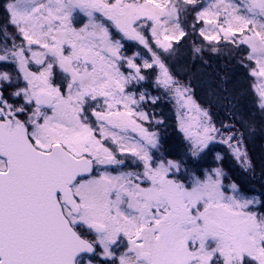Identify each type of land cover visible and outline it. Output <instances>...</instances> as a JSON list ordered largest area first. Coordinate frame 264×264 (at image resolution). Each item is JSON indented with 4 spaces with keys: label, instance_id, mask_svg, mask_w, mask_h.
Listing matches in <instances>:
<instances>
[{
    "label": "snow or ice",
    "instance_id": "obj_1",
    "mask_svg": "<svg viewBox=\"0 0 264 264\" xmlns=\"http://www.w3.org/2000/svg\"><path fill=\"white\" fill-rule=\"evenodd\" d=\"M189 7L200 8L194 21L206 25L199 29L204 40L247 46L264 111V0L6 4L22 42L7 29L0 32V63L18 72L15 78L0 72V264H98L96 257L112 264H264V212L255 210L264 206V191L248 195L237 182L255 174L244 144L255 124L241 119L244 132L225 125L230 134L223 136L160 54L173 53L188 35L181 15ZM81 14L86 20L77 26ZM125 39L147 49L151 60L140 52L125 55ZM153 68L156 84L198 114L180 120L187 143L179 159L160 152V133L144 127L149 115L137 111L141 102L158 98L127 91ZM13 83L22 84L9 93L20 104L4 94V85ZM218 135L242 169L237 180L224 170L220 153L202 176L185 167L203 160ZM118 157L142 170H109L125 166Z\"/></svg>",
    "mask_w": 264,
    "mask_h": 264
},
{
    "label": "trees",
    "instance_id": "obj_2",
    "mask_svg": "<svg viewBox=\"0 0 264 264\" xmlns=\"http://www.w3.org/2000/svg\"><path fill=\"white\" fill-rule=\"evenodd\" d=\"M181 24L188 35L174 46L176 50L173 53L161 52L162 59L176 80L190 86L194 101L208 111L212 123L220 129V133L225 136L230 134L229 128L225 125H235L231 131L239 129L244 132L245 128L240 122L241 119L255 124V130L247 132L244 141L252 159L255 174L253 177L250 173L248 179L237 182L242 184L247 194L264 191V133L261 132L263 126L260 122L263 112L254 97L253 78L249 67L245 65L247 46L241 45L237 48L223 40L218 43L204 44L201 43V37L197 36L189 25H184V18ZM195 47L201 48L199 54L194 53ZM213 48L219 51L214 52ZM145 75L147 78L139 82L136 89L143 88L144 92L158 98L155 103L149 101L142 103L150 118L145 126L149 131L160 133L162 144L160 152L164 153V156L179 159L178 153L187 142L177 124L174 105L178 101L171 92L156 84L152 69H146ZM157 120H162L163 124H157ZM215 147L217 146L214 148L211 146V151L203 160L196 163L189 161L185 167L200 175L203 170L201 167L210 166V158ZM221 149L222 155L231 162L224 168L227 172L229 171L228 175L231 178L237 180V177L242 175L239 163L229 154V151L222 147ZM177 176L189 183V177L186 174L178 173ZM258 211L264 212V206L258 207Z\"/></svg>",
    "mask_w": 264,
    "mask_h": 264
},
{
    "label": "rangeland",
    "instance_id": "obj_3",
    "mask_svg": "<svg viewBox=\"0 0 264 264\" xmlns=\"http://www.w3.org/2000/svg\"><path fill=\"white\" fill-rule=\"evenodd\" d=\"M9 2H11V0H9ZM210 2H211V0H200V3H201L202 5H205V6H206L208 3H210ZM199 10H200L199 7H196L195 9L189 7V8L187 9V11L184 12V13H182V15H181V21H182L183 18H184V25H185V26H186V25H189V27H190L191 30H193L192 25H193V23L195 22V21H194L195 12H196V11H199ZM85 20H86V18H85L82 14H81V15H78V17H77V26H80L83 22H85ZM195 24H196V27H195V30H193V31H195V33L197 34V36H200V34H199V29L202 28V27H206V25H205L203 22H195ZM7 31H8L10 34L16 36V42H17L18 44L22 42V41H21V38H20L19 35L17 34L15 28H13V27H11V26L8 25V26H7ZM113 34H114V36H115L116 38H119V35L116 34L115 29H113ZM144 35H145L146 37L149 38V43H150V45H152L153 50L155 51V50H156L155 42L151 39L150 32H149V31H145V32H144ZM200 37H201V36H200ZM201 39H202V40H201V43H204V44H205V43H209V41L204 40L203 37H201ZM9 42H10V41H9ZM10 43H11V42H10ZM122 43H124V49H127V50H128V51L126 52V51L123 49V52H124L125 55H132L134 52H140V53H141V56L143 57V59L151 60V53L148 52L147 49H145L142 45L138 44V42H136V41H132V40H126V39H125V40L122 41ZM247 52H248V49H247V47H246V53H245V65H247V67H249V72H250V69L256 67V65L254 64V62H250V61H248V60L246 59ZM142 62H143L142 59H137V63H142ZM11 66H12L13 69L10 70V71H8V70H2V68H1V66H0V72L7 71V72H9V74H10L13 78H15V77L18 75V72L16 71V68H15V65H14V64L11 63ZM30 67L32 68L33 71L37 70V67H36L34 64H33V65H30ZM125 71H127V69H125ZM152 71L154 72V79H155V81H156V78H157V76L159 75V70L156 69V68H153ZM251 77L253 78V89H254V92H253V93H254V97H255V99L257 100V103H258V106H259V99H258V93L256 92V87H257V85L260 83V81H259L256 77H254V76H252V75H251ZM17 86H22V84H20V85H17L16 83H13V84H11V85L7 84V89L9 90V93L12 92V91H14V90L16 89ZM136 87H137V84L132 85L131 88H130V90H128V89H129V88H128L127 91L135 92V93L137 94V97H138L139 94H140L141 92H144V90H143V88H138V89H136ZM144 93H146V92H144ZM146 95H147L148 97H155V95H150V94H147V93H146ZM18 101H19L18 104H20V103L23 102L22 100H19V99H18ZM145 101L152 102L151 99H146ZM145 101H144V102H145ZM142 103H143V102H141V104H140L139 107L137 108V111H144V112L148 113L146 110H144ZM152 103H153V102H152ZM94 106H95V105H93V107H94ZM174 106H175L174 108H175V112H176V115H177V124H178V126H179V123H180V120H181V119H188V118H191V117H196V116L198 115L195 111H191V112H189L187 109L181 108V107L179 106L178 103H176ZM201 108L204 109L202 106H201ZM97 110H99V109H97ZM89 111H90V109H89ZM262 112H263V113H262V116H261L260 122H262V123H261V126H263V129H262L263 131H261V132L264 133V111H262ZM148 115H149V113H148ZM149 121H150V118H149ZM89 122L92 123L94 127L97 126V125H96V122H95V120H94V118H92L91 116H89ZM146 122H148V121H144V122H142L143 125H144V127H146V126H145ZM146 128H147V127H146ZM179 129H180V127H179ZM181 132H182V131H181ZM182 133H183V132H182ZM221 134H222V133H221ZM183 135H184V133H183ZM222 135H223V134H222ZM228 135H229V134H228ZM223 136H225V135H223ZM220 139H221V136H217V142H215V143L212 145L213 148H214V146H217V147H215L216 149H214V152H213V154H212V156H211V158H210V159H211V164H210V166H204V167H201L203 170H204V169H209V168H212V167H215V166H216V164H215V162H214V156H215L216 153H219V152H220V154L222 155V149H221V147H222L223 149H226L227 151H229V148H228V146H227L226 144L219 142ZM107 146L112 147V145H111L110 143H109ZM218 146H219V147H218ZM229 154L231 155L230 151H229ZM155 155H156V154H155ZM157 156H158V155H157ZM231 156H232V155H231ZM165 157H166V156H165ZM212 158H213V159H212ZM169 159H172V158H169ZM225 159H226V160H225ZM133 164H135V163H133ZM226 164L229 166V164H231V162L228 161L227 157H224L223 167H226ZM109 170H111V169H109ZM121 170H122V171H128L127 169H126V170H123V169H121V168H120V169L111 170V171L115 172V171H121ZM140 170H142V169H141L140 167H138V164H137V168H136L135 171H140ZM203 170H202V172H201V174H200L201 176H202ZM224 170L227 172L226 168H224ZM227 173H229V171H228ZM176 178L181 179L180 176H177V174H176ZM232 179H233V178H232ZM188 180H189V182H190V177L188 178ZM233 180H234V179H233ZM228 182H229V181L226 179V180H225V183L227 184ZM187 183H188V182H187ZM242 191H243L245 194H247V193L243 190V188H242ZM251 194H253V193H249L248 195H251ZM255 210H258V209H255ZM86 238H88V239H94V234L91 233V232H87V233H86ZM97 251H99V248L97 249ZM85 258H87V257H85ZM95 259L98 261V264H112L111 260H105L104 258H100V257H96Z\"/></svg>",
    "mask_w": 264,
    "mask_h": 264
},
{
    "label": "flooded vegetation",
    "instance_id": "obj_4",
    "mask_svg": "<svg viewBox=\"0 0 264 264\" xmlns=\"http://www.w3.org/2000/svg\"><path fill=\"white\" fill-rule=\"evenodd\" d=\"M9 2V0H0V32H2L4 29H7V26L9 25L8 20V13L6 12V4ZM10 26V25H9ZM3 45L2 39H0V46ZM10 45V42H9ZM0 66L2 70H12L11 63H0ZM4 94L6 98H9L10 102L18 104V99L13 100L11 97H9V90L7 89V84L4 85L3 88ZM115 151V149H113ZM118 158H124V157H118ZM125 159V166L121 169L123 170H136L137 163L133 164L131 158H124ZM117 169L115 166H112L111 170Z\"/></svg>",
    "mask_w": 264,
    "mask_h": 264
},
{
    "label": "water",
    "instance_id": "obj_5",
    "mask_svg": "<svg viewBox=\"0 0 264 264\" xmlns=\"http://www.w3.org/2000/svg\"><path fill=\"white\" fill-rule=\"evenodd\" d=\"M88 255H91V254H88Z\"/></svg>",
    "mask_w": 264,
    "mask_h": 264
}]
</instances>
